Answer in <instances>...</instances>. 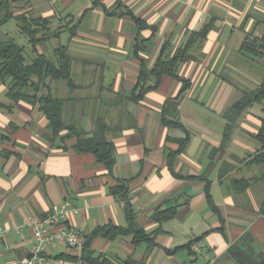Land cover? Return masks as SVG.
I'll return each instance as SVG.
<instances>
[{"label": "crops", "instance_id": "0c3cea01", "mask_svg": "<svg viewBox=\"0 0 264 264\" xmlns=\"http://www.w3.org/2000/svg\"><path fill=\"white\" fill-rule=\"evenodd\" d=\"M23 5L32 13L53 17L55 26H60L62 18L74 25L76 34L70 37V45L78 42L103 48L104 53L82 56L81 60L104 61L105 66L103 72L102 65L84 68L82 64L76 72L83 79L82 90L100 88V77L104 86L111 85L112 91H104L134 88L140 67L133 54L138 28L125 14L128 10L152 26L142 32L149 39L145 56L151 64L165 40L176 47L186 42L191 31L207 24L212 27L203 48L194 52L197 58L180 66L181 76L192 81L191 87L176 109L166 111L171 119L178 116L189 134L163 123L166 101L182 87L180 81L165 76L142 102L129 105L137 127L113 137L117 147L114 175L130 181L136 223L148 231L157 228L152 214L159 205L178 206L176 217L162 224L163 232L156 238L159 246L149 254L146 243L136 245L132 234H119L96 237L91 243L95 255L138 261L146 257L147 264H199L202 256L204 264H236L228 249L246 231L264 250V165L249 164L260 146L254 134L261 125L262 104L237 120L231 140L225 148L221 146L227 123L223 114L239 97L242 79L249 82L256 72L245 64L240 48L248 34H263L259 20L264 19V0H24ZM94 76L99 84H91ZM6 92L5 85H0V102L11 105ZM48 125L38 108L27 102L21 101L12 111L0 109V133L9 136H0V225L6 228L0 238V264H20L30 255L34 245L30 223L46 218L55 205L70 204L62 227L79 230L85 237L100 226H128L124 203L110 193L116 180L92 153L63 147L74 139L66 143L59 137L51 139ZM186 137L184 151L174 160V170L183 176L178 178L169 168L167 155L178 150L179 140ZM201 176L212 182L211 194L225 218L227 236L218 229L222 223L208 203ZM236 179H248V188L237 189ZM178 219L191 226L182 243L171 224ZM201 236L205 246L200 252H167ZM84 247L55 243L47 253L62 264H87L82 260Z\"/></svg>", "mask_w": 264, "mask_h": 264}, {"label": "trees", "instance_id": "16d2710c", "mask_svg": "<svg viewBox=\"0 0 264 264\" xmlns=\"http://www.w3.org/2000/svg\"><path fill=\"white\" fill-rule=\"evenodd\" d=\"M18 1L0 0V27L15 19L20 33L28 37L31 53H34L35 56L29 59L30 55H27L26 51L28 44H20L13 38L0 40V85H5L6 96L12 102L11 105L0 102V109L5 108L12 111L21 101L38 108L48 120L51 139L59 137L64 143L74 139L70 145L64 144L63 147H71L77 153H92L97 162L103 165L108 174L116 180L117 183L110 187V193L118 201L124 203L128 226L108 224L97 227L86 237L82 260L87 264H147L146 257L140 261L132 257L123 260L112 259L105 254L95 255L91 249L92 241L98 236L113 237L119 234H132L133 243L136 245L146 243L147 254H149L153 248L159 246L156 238L163 232L162 224L175 218L178 213V206L176 205L167 207L159 205L152 214L153 221L158 224L157 228L148 231L136 223V211L129 195L130 181L114 175L117 147L114 138L110 135L115 136L128 128L137 127V123H134V114L129 110V105L142 102L150 91L160 87L165 76L180 81L182 87L176 97L166 101L162 115L163 123L166 126L179 127L189 134L179 117L171 119L166 115V111L169 110L170 112L171 108L176 109L181 97L191 87L192 81L181 76L180 66L197 58L194 52L203 48V43L212 28L211 24H207L201 30L191 31L186 42L176 47L170 39L165 40L158 58L151 64L145 56L149 49L147 44L149 39L144 37L142 32L152 28V26L131 10L126 11L125 14L132 17L138 28L133 54L139 60L140 67L134 88L130 92L114 91L110 96H105L102 94L103 91H112L111 85L104 86L103 78L100 77L101 85L97 95L80 96L78 91L82 90L84 85L83 79L77 77L76 64L81 62L86 68L92 62L78 60L70 51V44L55 48L52 56L40 51L41 45H46L53 38H61L67 32L71 36L75 35L74 25L67 23L62 18L60 26L56 27L53 17L34 15L24 5L19 12H16ZM259 24L264 26V19L259 20ZM240 52L244 56L245 64L256 69V72L261 75V81L254 88L241 89L239 99L223 114L227 123L221 144L222 148H225L231 140V134L237 120L254 105L264 103V32L261 36L248 34L241 45ZM104 70L105 66L102 65L101 71L104 72ZM95 79L94 76L92 85L95 83ZM56 85L67 87V95L60 96L59 87ZM88 117L92 119L94 124L91 130H88L82 123ZM12 125L14 128L18 127ZM0 136L2 138L7 137L1 133ZM254 137L260 146L257 152L251 154L249 164L261 166L264 165V108L261 125ZM188 139L189 137L179 140V149L172 150L167 155L169 168L173 175L178 178L183 176L174 170V160L178 154L184 151ZM4 153L9 155L10 152L4 151ZM190 177L193 176H187V178ZM200 178L206 181L205 193L208 203L221 220L222 226L218 229L227 236L225 218L211 194L212 182L205 177L201 176ZM234 183L237 189L245 191L248 188L249 180L236 179ZM203 237H195L182 246L167 249V252L174 254L181 249H187L193 253L192 245L202 240ZM228 256L236 264H264V250L260 249V243L250 231H246L239 240L230 245Z\"/></svg>", "mask_w": 264, "mask_h": 264}, {"label": "rangeland", "instance_id": "374dc122", "mask_svg": "<svg viewBox=\"0 0 264 264\" xmlns=\"http://www.w3.org/2000/svg\"><path fill=\"white\" fill-rule=\"evenodd\" d=\"M23 4H24V1L19 0L17 5H16L17 9L15 11L19 12L21 10ZM33 14L34 15H41V14H39L37 12H33ZM70 36H71L70 33L67 32V33L63 34L61 36V38H53L52 40L47 42L46 45H41L40 51L45 52L46 54L52 56L53 53H54L55 48L59 47L60 45H64V44L67 45L69 43ZM9 38H13L18 43L23 44V45H26L29 42L28 37L24 36L22 33H20L18 25H17V21L15 19H12L6 25L0 27V40L4 41V40H7ZM70 50L77 57L78 60L81 59L82 56L91 57L90 56L91 54H92V56H95L96 55L95 53H99V52L104 53L103 48L96 47V46H93V45L78 43V42L71 43ZM26 51H27V55H30L29 59H32L35 56L34 53H31V49H30V45L29 44L27 45ZM96 60L100 61V59H96ZM101 62H104V61H100V62L93 61L92 62L93 64L91 66L94 67V68L96 66L98 68H100V65H102ZM81 69H82L81 62H77L76 68H75L76 72L78 70L80 71ZM251 75H252L251 77L253 78V80H251V81L249 80V82H247L246 80L242 79L241 84L239 85L241 88H240V90H239L237 95L240 96L241 89H244V88H242L243 86H245L246 88L254 87L261 81V75L258 74V72H255V73H253ZM89 81H90V79L86 78L85 83H88ZM94 82H95L94 84H97V83L99 84V80H97V79H95ZM56 86L59 87V91H60L61 94H59V93L58 94L60 96L67 95V91H68L67 87L65 88L63 85H56ZM99 89H100L99 87H96V88L93 87L91 90H82L81 92H78V94L80 96H85V95H88V94H91V95L94 96V95H97L99 93ZM102 94L105 95V96H110L112 93L108 92V91H103ZM237 99H239V97ZM262 106L264 108V103L262 104ZM263 108H262V110H263ZM258 110L260 111V109H258ZM82 123L88 130H91L93 128V126H94L93 121H92V119L90 117L85 119ZM110 136L114 137L113 134H111ZM171 224H173L176 227V230H177V233H178V241H181V243L186 241V237L191 233V226L189 224H187V223H184V221H181L179 219L177 221H175V223L172 222ZM195 232L199 233L198 230H196ZM199 259H200L199 264H204L205 263L204 260H203L204 257L199 256Z\"/></svg>", "mask_w": 264, "mask_h": 264}, {"label": "built area", "instance_id": "2783aa9c", "mask_svg": "<svg viewBox=\"0 0 264 264\" xmlns=\"http://www.w3.org/2000/svg\"><path fill=\"white\" fill-rule=\"evenodd\" d=\"M69 203L55 205L52 212L44 219H35L30 224L33 229L34 245L29 256L20 260V264H62L58 258L49 255L47 251L55 243H64L68 246L83 247L86 244L85 235L75 229L63 226V218L67 213ZM6 228L0 225V238ZM205 244L199 240L192 245V249L200 252Z\"/></svg>", "mask_w": 264, "mask_h": 264}]
</instances>
